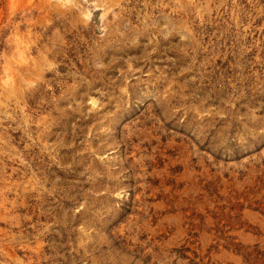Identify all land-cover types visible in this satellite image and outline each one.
<instances>
[{
  "label": "rangeland",
  "instance_id": "obj_1",
  "mask_svg": "<svg viewBox=\"0 0 264 264\" xmlns=\"http://www.w3.org/2000/svg\"><path fill=\"white\" fill-rule=\"evenodd\" d=\"M0 264H264V0H0Z\"/></svg>",
  "mask_w": 264,
  "mask_h": 264
}]
</instances>
